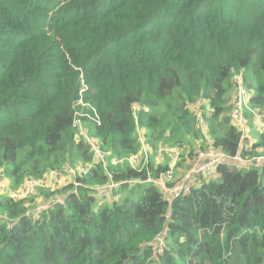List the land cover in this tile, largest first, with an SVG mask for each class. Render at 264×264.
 <instances>
[{
	"label": "trees",
	"instance_id": "trees-1",
	"mask_svg": "<svg viewBox=\"0 0 264 264\" xmlns=\"http://www.w3.org/2000/svg\"><path fill=\"white\" fill-rule=\"evenodd\" d=\"M240 72L251 107L264 109V0H0V170L7 183L13 177L9 187L94 162L76 191L46 190L69 194L40 218L25 215L31 199L0 190V264H264V164L224 162L218 178L174 200L167 224L159 186L144 182L170 169L160 146L185 147L187 158L210 138L229 157L264 155V131L251 143L232 122ZM77 118L108 156L141 151L140 165L97 161ZM108 171L123 198L99 207ZM136 179L134 201L125 187ZM3 216L18 222L8 228ZM164 228L167 247L154 253L147 244Z\"/></svg>",
	"mask_w": 264,
	"mask_h": 264
},
{
	"label": "built area",
	"instance_id": "built-area-1",
	"mask_svg": "<svg viewBox=\"0 0 264 264\" xmlns=\"http://www.w3.org/2000/svg\"><path fill=\"white\" fill-rule=\"evenodd\" d=\"M233 81L234 89L232 94L234 98V107L232 109L231 117L234 124L237 126L240 132H242V138H249V116H252L254 119V125L258 128V131H264V109L251 107L250 93L244 82L242 72L235 74ZM196 116L201 130L207 134L208 126L203 118L202 112L197 110ZM75 126L78 131V135L84 138L87 142H90L92 145L95 159L106 164L108 161L107 156L111 154L110 151L102 150L95 143L92 144V140L88 135L87 128L79 121L78 118L75 120ZM184 148L185 147L167 150L164 147H160L158 149L159 156L157 155L159 158H162L166 151H169L171 154L172 161L170 162V169L166 173H162L157 178H153L150 175L144 181L148 183H156L162 192L164 200L169 205L166 215V224L170 219L171 207L174 200L182 195L190 193L194 188L198 187L199 184H202L201 182L203 180L214 177L215 173H217L218 167L224 162L230 160V162L237 168L259 167L264 164V155L255 154L246 157L239 153L233 157H229L214 145L212 139L208 138L206 149L197 151V153L191 157L189 169L174 180L173 172L178 165L179 158ZM142 151L147 153V149L145 147ZM141 157V151L137 155L128 157L127 160L114 157L111 159V164L114 166H123L127 161L134 167H137L141 163ZM93 167L94 162H78L74 164H70L68 162L61 169H50L47 173L46 179L44 180L45 182L43 183V186L46 189H49V191H54L55 189L63 188L68 184H73V191H76L77 187L81 185V182L78 181V178L90 173ZM107 175L108 181L101 189L100 198L110 202L120 201L123 198V193L118 192V190L122 182L116 180L111 171H108ZM6 180V176L0 171V190L8 191L9 196L14 200L35 195L37 187L42 182L40 179H31L21 184L17 190H13L9 187ZM130 182L139 181L136 179ZM67 193L69 194V192L53 194L43 201H37L34 205L28 208L25 215L34 218H40L41 213L46 212L58 205H64L66 203ZM3 218L6 219L8 228L14 227L18 222V219L8 218L7 216H3ZM167 237L168 231L166 228H164L147 245L154 251V253H163L167 247Z\"/></svg>",
	"mask_w": 264,
	"mask_h": 264
},
{
	"label": "rangeland",
	"instance_id": "rangeland-1",
	"mask_svg": "<svg viewBox=\"0 0 264 264\" xmlns=\"http://www.w3.org/2000/svg\"><path fill=\"white\" fill-rule=\"evenodd\" d=\"M249 92H252L253 93V91L251 90V88H249ZM249 120H250V128H249V130L254 134V137H256L257 134H258V128L256 126H254V119L252 118V116H249ZM85 126L87 128L90 127V123L89 122L86 123ZM160 147L163 148L162 146H160ZM159 148H157V155L158 156H159V154H158V149ZM258 153H259V155H263L262 152H255L254 154H258ZM111 158H112L111 156H108L107 160L110 161ZM141 159H142V157H141ZM167 159L171 162L170 153H167V154L164 153L163 154V158L161 160H167ZM124 160H127V158H125ZM190 162H191V157L190 156L187 157V158H185L183 156H180L179 161H178V165H177L175 171L173 172V179L174 180L177 179L178 177H180L183 172H185V171H187L189 169ZM1 169L3 170V168H1ZM2 170H0V171H2ZM215 178H218V175H216ZM45 179L46 178H44V179L40 178V180H42V182L37 187V191H36V194L35 195L25 197V198H29V199H31L33 201V203L31 204V206L34 205L37 201H40V200L43 201L46 197H48V195L46 196V194H48L47 191L49 192V189H46L43 186V183L45 182L44 181ZM137 184H138L137 182H132V183H129V185H127L125 187V188H127L130 191V193H129L130 199L131 200H134V201L139 200V198L142 195V187L140 185H137ZM8 185L9 186H12V187L15 186V181H14V179H13L12 176H9L8 177ZM155 185L158 187L157 184H155ZM15 190H17V189H15ZM120 191H123V188L122 187L119 188L118 192H120ZM52 193H54V192H52ZM49 196H51V195L49 194ZM22 198H24V197H22ZM99 205H100L99 207H101V206H105V205H108L109 206V205H112V204L108 200L99 199Z\"/></svg>",
	"mask_w": 264,
	"mask_h": 264
},
{
	"label": "crops",
	"instance_id": "crops-1",
	"mask_svg": "<svg viewBox=\"0 0 264 264\" xmlns=\"http://www.w3.org/2000/svg\"><path fill=\"white\" fill-rule=\"evenodd\" d=\"M255 126V125H254ZM251 143L252 142H255L256 141V137H254V134L250 131V137L249 138H247ZM151 155H152V152H151ZM164 161H168V159L167 160H164ZM171 161H172V158H171ZM217 175V173H215V175H214V177ZM61 193H63V192H61Z\"/></svg>",
	"mask_w": 264,
	"mask_h": 264
}]
</instances>
